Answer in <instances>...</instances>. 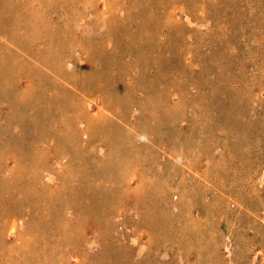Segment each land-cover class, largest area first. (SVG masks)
Instances as JSON below:
<instances>
[{
	"label": "rangeland",
	"instance_id": "rangeland-1",
	"mask_svg": "<svg viewBox=\"0 0 264 264\" xmlns=\"http://www.w3.org/2000/svg\"><path fill=\"white\" fill-rule=\"evenodd\" d=\"M0 264H264V0H0Z\"/></svg>",
	"mask_w": 264,
	"mask_h": 264
}]
</instances>
